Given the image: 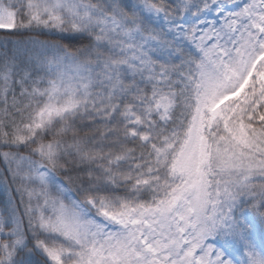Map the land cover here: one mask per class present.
<instances>
[{
  "label": "snow or ice",
  "instance_id": "6c2138e0",
  "mask_svg": "<svg viewBox=\"0 0 264 264\" xmlns=\"http://www.w3.org/2000/svg\"><path fill=\"white\" fill-rule=\"evenodd\" d=\"M0 264H264V0H0Z\"/></svg>",
  "mask_w": 264,
  "mask_h": 264
}]
</instances>
